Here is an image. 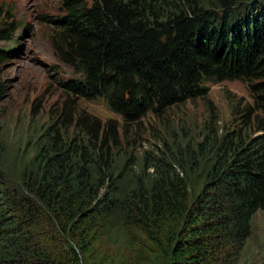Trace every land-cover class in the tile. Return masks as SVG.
<instances>
[{
	"label": "trees",
	"instance_id": "1",
	"mask_svg": "<svg viewBox=\"0 0 264 264\" xmlns=\"http://www.w3.org/2000/svg\"><path fill=\"white\" fill-rule=\"evenodd\" d=\"M158 1L63 0L62 13L44 16L58 59L77 75L61 82V126L80 130L98 150L102 133L106 142L115 127L74 110V99L103 98L133 124L205 98L207 83L241 80L254 101L242 117L264 131V0L174 5L165 20L153 7ZM15 23L0 26V40H12ZM12 50L0 48V99ZM260 139L258 147H224L202 166L182 167L183 174L161 173L128 203L124 224L154 242L165 264H236L253 217L264 214V134ZM56 150L30 165L22 184L0 171V264H82L113 210L107 199L96 203L101 188L86 165L71 150Z\"/></svg>",
	"mask_w": 264,
	"mask_h": 264
},
{
	"label": "rangeland",
	"instance_id": "2",
	"mask_svg": "<svg viewBox=\"0 0 264 264\" xmlns=\"http://www.w3.org/2000/svg\"><path fill=\"white\" fill-rule=\"evenodd\" d=\"M62 1L0 0V26L13 20L18 26L12 40H0V48L13 49L2 66L6 89L0 99V171L11 182L22 184L25 171L36 160L59 152L55 148H61L62 154L71 150L74 162L86 165L87 175L101 188L96 203L104 199L113 202L91 253L81 256L82 264H165L166 255L154 242L124 224L128 203L135 204L137 194L149 189L161 173L183 174L182 167L202 166L224 147H258L264 131L242 117L254 102L250 83H207L205 98L160 114L150 112L133 124H125L110 111L103 98L74 99V110H86L115 127L106 142V133H102L99 149L94 150L80 130L57 121L66 100L61 82L77 77L58 59L44 18L62 13ZM195 2L199 8L216 6L214 0H159L152 4L165 20L175 10L174 5L188 10ZM236 264H264L262 211L253 217L251 236Z\"/></svg>",
	"mask_w": 264,
	"mask_h": 264
}]
</instances>
